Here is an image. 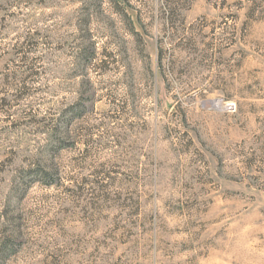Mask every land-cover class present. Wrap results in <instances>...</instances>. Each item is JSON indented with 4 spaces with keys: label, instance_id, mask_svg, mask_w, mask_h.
<instances>
[{
    "label": "rangeland",
    "instance_id": "374dc122",
    "mask_svg": "<svg viewBox=\"0 0 264 264\" xmlns=\"http://www.w3.org/2000/svg\"><path fill=\"white\" fill-rule=\"evenodd\" d=\"M0 264H264V0H0Z\"/></svg>",
    "mask_w": 264,
    "mask_h": 264
}]
</instances>
